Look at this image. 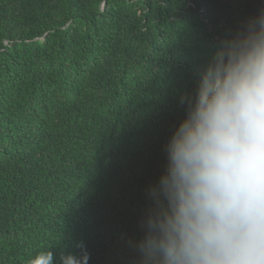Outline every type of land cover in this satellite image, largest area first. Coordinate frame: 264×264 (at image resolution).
Wrapping results in <instances>:
<instances>
[{
	"label": "trees",
	"instance_id": "16d2710c",
	"mask_svg": "<svg viewBox=\"0 0 264 264\" xmlns=\"http://www.w3.org/2000/svg\"><path fill=\"white\" fill-rule=\"evenodd\" d=\"M264 0H0V264H140L148 189L201 73Z\"/></svg>",
	"mask_w": 264,
	"mask_h": 264
},
{
	"label": "clouds",
	"instance_id": "9594fccd",
	"mask_svg": "<svg viewBox=\"0 0 264 264\" xmlns=\"http://www.w3.org/2000/svg\"><path fill=\"white\" fill-rule=\"evenodd\" d=\"M148 189L140 264H264V9L217 48ZM61 255L88 264L90 253ZM28 264H57L48 248Z\"/></svg>",
	"mask_w": 264,
	"mask_h": 264
}]
</instances>
